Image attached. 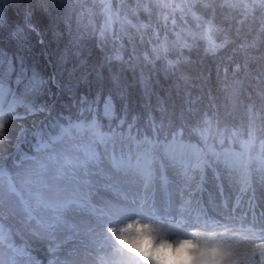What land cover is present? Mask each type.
I'll use <instances>...</instances> for the list:
<instances>
[{"label": "trees", "instance_id": "16d2710c", "mask_svg": "<svg viewBox=\"0 0 264 264\" xmlns=\"http://www.w3.org/2000/svg\"><path fill=\"white\" fill-rule=\"evenodd\" d=\"M111 2L128 22L116 23L109 43L83 26L73 0H0V113L48 110L26 142L36 150L60 142L68 130L89 133L103 144L107 161L93 156L106 174L152 171L154 207L158 169L165 174L168 162L214 159L222 174L225 162L235 171L248 161L264 167V3L183 0L196 19L187 12L188 20L206 32L178 41L158 20L166 8L160 0ZM31 153L17 149L0 178L13 182L14 164ZM251 171L255 180L260 172ZM172 181L166 177L168 191ZM83 199L69 202L84 205ZM0 225L4 233L11 227L2 217ZM12 243L23 245L14 237Z\"/></svg>", "mask_w": 264, "mask_h": 264}, {"label": "rangeland", "instance_id": "374dc122", "mask_svg": "<svg viewBox=\"0 0 264 264\" xmlns=\"http://www.w3.org/2000/svg\"><path fill=\"white\" fill-rule=\"evenodd\" d=\"M73 1L77 4L83 26L93 34L96 31L106 37L109 43L111 39L116 38V32L119 31L116 23L119 22L122 28L127 25L128 17L120 11L119 13L115 11L112 0ZM179 1L160 0L159 6L166 7L163 10L164 15H159L158 18L163 22L164 31H167L170 38L178 41H182L184 37V40H190L196 35L203 37L206 32L205 26L200 22L189 21L187 17L195 19V16L188 12L189 16L186 17L181 13L183 0ZM173 6L179 10V15L173 12ZM167 21L170 22L168 30ZM53 80V76L50 77L52 84H54ZM260 83L254 81L251 84L256 87ZM23 110V108L17 109L14 114L4 117L8 138L0 142V164L7 160L13 162L12 158L17 149H25L28 154L32 151L33 154L28 158L29 160L23 161L20 165L14 164L13 182L7 178H0V217L11 226L4 233V226L0 225V264H81L77 257L83 254L91 257L93 264H131L132 261H138L139 264H154L153 261L145 260L124 249L114 239L109 243L105 239L110 236L107 227L100 223L102 219L105 221L109 218L126 219L124 216H117V210H123L134 198L137 205L142 201L152 200L154 193L153 190L150 191L152 171L146 172L144 169L130 167L125 171L122 170V173H114L113 176L110 173L106 174L95 161L97 158L93 156L96 153L107 161L103 144L98 145L94 138L89 137V133L79 131L68 130L60 142L51 147L37 146L38 149L34 150V147L26 141L33 139L34 129L43 121L36 124L33 119L36 114L47 111L43 110L32 115L23 113V116H20ZM22 129L26 139L21 135ZM39 145L42 146V143ZM190 163L191 165L186 166L180 159L168 162L169 166L165 174L159 168L157 177V185L160 186L157 194L159 205L150 207L147 203L144 207L145 215L154 213L169 219L175 217L178 221L183 215L190 223L199 224V227H187L182 231L179 223L170 226L152 224L159 230L165 242L172 245L160 253V258L165 264H180L182 261L192 259L187 249L174 251L177 241L189 238L194 243L206 242L207 236L218 230H224L222 225L232 223V217L239 227L241 218L250 223L253 216L251 213L256 212L257 219L260 218L261 211L264 213L263 166L250 165L251 170L260 172L254 180L255 184H252L248 179L244 163L238 166L237 171L233 170L235 167L233 162L223 163V166H226L223 174L218 172L217 162L214 159L209 165L202 162L199 157ZM166 177L173 180L169 195L170 202L165 187ZM119 179L123 187L117 185ZM10 186L15 188L14 193L9 192ZM252 186L258 193L255 201L251 193ZM208 188L209 195L206 194ZM142 191L145 192L144 196ZM203 191H205L204 195L208 196L206 206L203 202ZM191 196L195 198L193 203H189ZM72 197L84 198V205L74 203L70 208H65V203ZM87 200L100 203L101 208L107 210L109 215L101 217L99 215L101 209L95 211L86 202ZM196 203L198 207H195ZM25 205L34 211L35 219H29L25 215L23 212ZM248 205L250 207L246 209ZM253 205L257 206L255 210L252 208ZM201 211L207 213L205 222L207 228L202 224L204 216L200 215ZM198 215H200L199 221H197ZM169 227L175 229L178 235L169 236ZM193 232L196 233L195 236H192ZM1 236L6 237L4 241ZM13 237L20 239L23 245L14 247L13 243H9ZM35 240L40 242L39 246ZM253 240L257 242L254 236ZM111 245H115L116 249L123 253V257L112 249ZM107 251L113 255L105 254ZM253 259L259 264L258 255Z\"/></svg>", "mask_w": 264, "mask_h": 264}, {"label": "snow or ice", "instance_id": "6c2138e0", "mask_svg": "<svg viewBox=\"0 0 264 264\" xmlns=\"http://www.w3.org/2000/svg\"><path fill=\"white\" fill-rule=\"evenodd\" d=\"M210 2V0H209ZM262 3H264V0H261ZM190 8H180L181 13L186 14L188 11H190ZM173 12H175V8H173ZM175 20V18H174ZM31 26V25H30ZM211 27V25H210ZM216 46L213 45V48ZM43 132V129H41ZM66 131V130H65ZM21 135L25 136L26 134L24 130H21ZM7 132H6V120L2 113H0V142L7 140ZM51 141H47L44 143V147L48 146V143ZM4 165L0 164V171L3 170ZM10 193L15 192V188L10 186L9 188ZM125 200H127V197H125ZM76 203L75 201H70L68 205H65V208H70L72 204ZM147 206L146 201H142L139 205H137L136 199L134 198L131 200L123 210H117L116 215L117 216H124L126 219L119 220V219H111L109 218L107 221L101 220L100 223L102 226L107 227V232L110 234L109 237H105L106 240L111 241V239H114L116 242L119 243L120 246H122L124 249H127L129 252L135 253L136 255L140 256L141 258L148 260L149 257L146 254H143L141 252L135 251L134 249L130 248L128 245V241L134 239L138 235H143L145 231L149 232L148 238L151 239L150 235V229L149 225L152 224H161L162 226H170L173 224H180V230H184L187 227H199L198 223H190L188 220H185L183 215H181V219L178 221L175 217L172 218H166L163 216H158L156 214H148L145 215L144 213V207ZM154 207V206H153ZM227 207V205H225ZM23 212L26 216H28L29 219H35V213L34 211L25 205L23 208ZM99 215L101 217L108 216V212L104 209H101L99 212ZM200 215H203L205 219L207 220V213L204 211H201ZM200 215L197 216V221L200 219ZM232 223L222 225L225 232H231V233H237V234H247L252 233L255 237L256 243V249L253 250L251 255L245 250L242 253V256L244 257V264H257V261L253 259L255 256H259V264H264V213L261 214L260 218L257 219L255 214H253L252 221L249 223L244 218H241L239 220V227L236 226V220L234 217L231 218ZM132 221V222H128ZM216 227H220L221 225H215ZM208 225L205 223V228H207ZM223 234V233H221ZM168 235H178V232L175 229H172L171 227L168 228ZM193 235H196L195 232H193ZM183 242V241H182ZM172 247V245H168V248ZM179 248V245H177ZM112 249H115L121 257H123V253L120 252L119 249H116L115 245H111ZM193 255H196L195 253ZM197 258L201 259L202 264H208V257L203 255V251H200V254L197 256ZM131 259V258H127ZM131 264H139L138 261H132Z\"/></svg>", "mask_w": 264, "mask_h": 264}, {"label": "clouds", "instance_id": "9594fccd", "mask_svg": "<svg viewBox=\"0 0 264 264\" xmlns=\"http://www.w3.org/2000/svg\"><path fill=\"white\" fill-rule=\"evenodd\" d=\"M149 229L151 239L148 238L149 232L145 231L143 235H138L128 241V245L135 251L146 254L149 257L148 260L153 261L154 264H165L160 258V253L162 250L168 249L169 243L165 242L164 238L160 236L159 230L153 225H149ZM192 236L195 235L192 233ZM253 236L252 233L233 235L231 232L218 230L207 236L206 242L194 243L189 238L179 240L175 244L174 251L179 252L187 249L192 256L191 260L182 261L180 264H202L201 259L197 258L201 250L203 255L209 258L208 264H244L242 253L247 250L251 255L256 249L257 242H254ZM194 253L196 255H193Z\"/></svg>", "mask_w": 264, "mask_h": 264}, {"label": "bare ground", "instance_id": "6f19581e", "mask_svg": "<svg viewBox=\"0 0 264 264\" xmlns=\"http://www.w3.org/2000/svg\"><path fill=\"white\" fill-rule=\"evenodd\" d=\"M47 114H48V111L45 113L43 112V113L36 114L35 118L33 119L34 122L36 123V122L43 121V119L47 117ZM36 242H38V241H36ZM39 245H40V242H38L37 246H39ZM105 254H109V256L113 255V253L111 254L109 251H107V253H105ZM77 258L79 259L81 264H93L92 258L89 257L87 254L86 255L83 254L82 256H78Z\"/></svg>", "mask_w": 264, "mask_h": 264}]
</instances>
